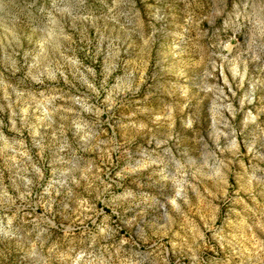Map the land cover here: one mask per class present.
I'll list each match as a JSON object with an SVG mask.
<instances>
[{
  "label": "rangeland",
  "instance_id": "obj_1",
  "mask_svg": "<svg viewBox=\"0 0 264 264\" xmlns=\"http://www.w3.org/2000/svg\"><path fill=\"white\" fill-rule=\"evenodd\" d=\"M0 264H264V0H0Z\"/></svg>",
  "mask_w": 264,
  "mask_h": 264
}]
</instances>
